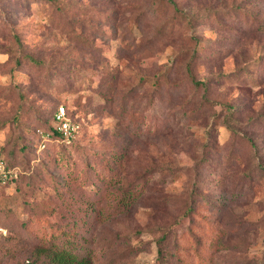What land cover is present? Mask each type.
<instances>
[{
	"label": "rangeland",
	"instance_id": "1",
	"mask_svg": "<svg viewBox=\"0 0 264 264\" xmlns=\"http://www.w3.org/2000/svg\"><path fill=\"white\" fill-rule=\"evenodd\" d=\"M0 8V158L18 171L0 264L56 229L94 264H264V0ZM60 104L76 141L43 148Z\"/></svg>",
	"mask_w": 264,
	"mask_h": 264
},
{
	"label": "trees",
	"instance_id": "2",
	"mask_svg": "<svg viewBox=\"0 0 264 264\" xmlns=\"http://www.w3.org/2000/svg\"><path fill=\"white\" fill-rule=\"evenodd\" d=\"M0 13L4 16L7 14V10H5V8H0ZM189 75H191L194 83H199L195 80L191 70H189ZM55 110L52 113V118ZM44 137H46V143L43 148L47 146V141H56L63 146H70L76 141L74 137L69 141L63 140L61 134L55 129L53 123L50 128L42 130L39 143H41ZM4 163L5 175L0 173V181L7 184L17 178L18 171L14 169L16 165L11 164L7 159H5ZM115 177V181H118V177ZM132 197L133 192L126 189L119 196L117 204H115L117 211L129 209V206L135 199ZM60 233L62 234L60 235ZM47 237L48 238L42 241V244L40 243L37 245L35 250L28 254L27 258H24V264H94L92 257L93 250L91 249L88 239L84 237L78 238V235L74 233H71L70 235L66 230L64 231V229H56V231H53L52 234ZM158 257L161 260L163 259L162 249L160 247L158 248Z\"/></svg>",
	"mask_w": 264,
	"mask_h": 264
},
{
	"label": "built area",
	"instance_id": "3",
	"mask_svg": "<svg viewBox=\"0 0 264 264\" xmlns=\"http://www.w3.org/2000/svg\"><path fill=\"white\" fill-rule=\"evenodd\" d=\"M52 121L55 129L61 134V138L65 141H69L71 138H73L79 127L78 123L72 122L67 116V112L63 104L58 105L54 112ZM45 143L46 137H44V139L41 141V147H43ZM4 169V160L0 158V172L2 175H5Z\"/></svg>",
	"mask_w": 264,
	"mask_h": 264
}]
</instances>
